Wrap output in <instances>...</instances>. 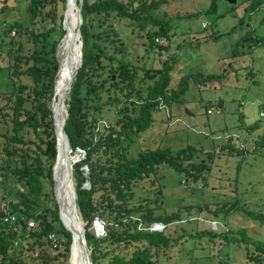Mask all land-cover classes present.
Segmentation results:
<instances>
[{
	"label": "trees",
	"instance_id": "1",
	"mask_svg": "<svg viewBox=\"0 0 264 264\" xmlns=\"http://www.w3.org/2000/svg\"><path fill=\"white\" fill-rule=\"evenodd\" d=\"M165 1L81 0L82 62L79 60L81 66L78 68V64L70 84L63 127L72 152L78 148L84 150V158L72 165V176L92 264H99L107 256V264H158L159 252L171 244L170 225L179 220L180 214L176 211L154 215L149 207L130 205L134 185L144 177L156 176L160 167L192 179L208 170L204 160L194 161L196 149L191 145L175 153L169 148H156L143 150L134 157L129 154L134 139L150 126L152 113L181 100L187 89V78L181 81L179 91L170 90L172 57L163 60L158 69L138 68L104 51L102 43L110 41L109 32L91 31L93 16L102 22L100 18L105 20L114 14L129 20L148 39L147 51L162 54L168 45H158L155 39H169L172 25L152 12ZM0 2V14H3L9 5L7 0ZM216 2L211 0L206 9L189 16L214 14ZM261 2L252 1L247 11L252 12ZM65 4L66 0H29L27 22H0V49L1 44L8 45L5 52L8 62L6 67L0 65V73L5 71L10 81V90L4 85L0 90V211L15 216L12 223L0 220V264H70L71 233L59 218L53 191L52 166L57 151L50 109L58 70L56 50L65 34L62 27ZM46 22L49 27L44 26ZM55 33L57 38H54ZM236 42L237 46L248 44L252 48L264 45V38L248 30ZM102 58L108 60L111 71L103 82L96 84L91 81L92 75L100 69H108L101 64ZM139 70L152 79L146 95L137 86ZM220 78V74H209L199 79L207 82ZM84 83L93 95L102 88L107 92L106 104L116 109L112 123L104 126L93 116L91 109L99 110L100 106L89 105L83 97ZM101 125L103 128L99 130ZM259 128L258 121L244 126L247 135ZM233 138L228 136L220 150L227 154L246 153L244 145L236 146ZM255 143L254 150L262 148L264 153V130ZM31 145L36 147L37 154H32ZM63 149L70 153L65 142ZM73 161L76 160L71 159ZM86 182H89L88 188L83 186ZM204 207L209 209L208 204ZM212 214L216 216V209ZM252 217L264 225V215L253 214ZM96 219L105 223L106 232L102 237H97L91 228ZM30 221L34 222L33 226L28 225ZM154 222H162L163 230H150ZM218 234L223 238L218 239ZM49 236L55 240V245ZM202 236L211 242L232 239L230 229L218 233L210 228L206 234L202 231L192 234L193 238ZM248 244L252 247L244 251V260L248 264H264V240L250 239ZM216 264H228V260L220 258Z\"/></svg>",
	"mask_w": 264,
	"mask_h": 264
},
{
	"label": "rangeland",
	"instance_id": "2",
	"mask_svg": "<svg viewBox=\"0 0 264 264\" xmlns=\"http://www.w3.org/2000/svg\"><path fill=\"white\" fill-rule=\"evenodd\" d=\"M252 1L255 0H236L235 3L217 0L214 14L189 16L206 9L211 0H166L152 12L172 25L165 43L155 40L158 45H168L162 54L147 51L148 39L129 20L114 14L105 20L100 18L102 22L92 17V33L109 32L110 41L102 43L108 55L124 58L132 66L145 69L160 68L162 61L170 56L173 67L169 89L179 91L181 81L187 78V89L181 100L155 110L150 126L140 132L129 148V154L134 157L143 150L169 148L175 153L191 145L196 149L194 161L204 160L208 167L197 179L160 167L156 176L144 177L134 185L130 205L149 207L154 215L176 211L180 214L179 220L170 225L171 244L159 252L158 264H216L220 258H226L228 264H248L243 254L252 247L248 244L250 239L264 240V225L252 217L253 214L264 215V153L262 148L254 150L255 141L264 130L263 119L259 116L264 108V45L250 48L248 44H236L248 30L264 38V0L248 12L246 7ZM7 4L9 9L0 14V22H27L29 0H7ZM44 26L50 24L46 22ZM57 37L55 33L54 38ZM1 45L0 65L6 67L8 45ZM101 64L108 69L94 73L93 83L103 82L111 71L106 58L101 59ZM209 74H220L221 78L207 82L199 79ZM72 75L73 71L64 83H69ZM151 83L152 79L139 70L137 86L143 95ZM3 85L10 90L5 71L0 73V90ZM65 90L66 87L63 101L67 107L69 90L67 93ZM88 91L84 83L83 97L89 105L100 106L99 110L91 109L93 116L104 126L112 123L116 109L106 104L107 92L104 88L94 95ZM219 101L223 103L222 108L217 106ZM254 121L260 123V128L247 135L244 126ZM102 128L101 125L98 129ZM228 136L234 137L236 146L243 144L246 153L221 151ZM31 147L32 154H37L36 147ZM68 155L72 164L71 159L76 160V157ZM205 204L211 210L206 209ZM214 209L216 216L212 214ZM98 222L105 225L96 219L91 228L97 237H102L106 228L97 231ZM210 228L218 233L230 229L232 239L211 242L204 236L192 237L196 232L206 234ZM217 237L223 238L220 234ZM108 260L109 256L99 264H107Z\"/></svg>",
	"mask_w": 264,
	"mask_h": 264
},
{
	"label": "water",
	"instance_id": "3",
	"mask_svg": "<svg viewBox=\"0 0 264 264\" xmlns=\"http://www.w3.org/2000/svg\"><path fill=\"white\" fill-rule=\"evenodd\" d=\"M228 3H235L236 0H226ZM73 8L75 9V13L77 16V21H76V27L75 30L71 33L72 34V42L71 45L72 46H76L77 50H79V56H80V61L82 62V51H81V45H82V40L80 39L81 35H80V20H81V14H80V10H81V0H78L76 2H73ZM67 10V1L65 4V10L63 13H66ZM62 27L65 30V34L64 36H67L68 31H66L65 27H64V20L62 21ZM62 37V38H63ZM61 38V39H62ZM58 47V45H57ZM56 54H57V50H56ZM58 59V57H57ZM81 62L78 66V68L81 66ZM77 68V70H78ZM60 71V62L58 59V70L56 73V76H58ZM77 72V71H76ZM75 78V75L73 77V79ZM73 79L70 80L69 84L67 83L66 86H64V88L66 87L68 90H70V84L73 81ZM56 86H57V77L56 80L54 82V88H53V96L51 98V103H50V109L52 112V120H53V125H54V132H55V137H56V157H55V161L54 164L52 166V177L54 180V187H53V191H54V195H55V200L57 202L58 205V212H59V218L62 222V224L64 225V227L70 231L71 233V243H70V247H69V263L71 264V259H72V248L74 247L75 244L78 243V247H79V256L82 257L83 256V260L81 261L82 264H92L91 259H90V249L87 246L86 240H85V236H84V225L85 223L82 220V217L80 215L77 203H76V187H75V183H74V179L72 176V169L70 168L69 173H65L64 171H61L59 169V160H58V146H59V133H58V125H57V120H56V115H55V109H54V104H60L63 105L64 107V115L62 118V126H61V131L62 134L64 136L65 139V144H66V150L70 153H73L72 156L73 158L76 155L75 159H82L84 158V150L82 149H76L74 152H72V149L69 147V143H68V139L66 136V133L64 131V123H65V119L67 117V107L64 105V101L62 98V94L60 92H57L56 90ZM218 108H222L223 103L222 101H219L217 104ZM69 156V155H68ZM74 160V159H73ZM75 163V162H74ZM73 163V164H74ZM85 172H88L87 167L85 166ZM87 186L84 187H89V182H86ZM67 212V216H72V220L74 224L78 225L79 227L81 226L78 235L75 234V232L70 228V226H68V224H66L65 220H64V214ZM82 223H84V225H81Z\"/></svg>",
	"mask_w": 264,
	"mask_h": 264
},
{
	"label": "bare ground",
	"instance_id": "4",
	"mask_svg": "<svg viewBox=\"0 0 264 264\" xmlns=\"http://www.w3.org/2000/svg\"><path fill=\"white\" fill-rule=\"evenodd\" d=\"M67 1V10L66 13L64 14V27L66 31H68L67 36H64L62 40L60 41L58 47H57V57L60 62V71L57 76V86L56 90L57 92H60L62 94V98L64 99L63 95V90L65 89L64 86H66L67 82L64 83L65 79H67V76L69 73L73 71L72 78L76 74L77 71V66L79 64L80 56H79V50H77L76 46H72V32L75 30L76 27V21H77V16L75 13V9L73 8V2H76L77 0H66ZM65 46V47H64ZM61 49V55L60 58L58 56L59 54V49ZM76 52V54H75ZM72 53H73V59H72ZM72 59V62H71ZM64 84V85H63ZM69 84V83H68ZM68 89L66 88L65 93H67ZM54 109H55V115H56V120H57V125H58V133H59V150H58V160H59V169L61 171H64L65 173H69L70 168L72 169V164L69 163V158L68 154L64 151L63 149V143L65 142L64 136L61 131V126H62V118L64 115V109L61 108L60 104H54ZM79 156V155H76ZM75 156V157H76ZM67 212L64 214V220L68 226L75 232L76 235H78L79 230L81 226L79 227L78 225L74 224L72 220V216H67ZM82 225V224H81ZM78 243L74 245L72 248V259H71V264H82L83 256H79V247Z\"/></svg>",
	"mask_w": 264,
	"mask_h": 264
},
{
	"label": "built area",
	"instance_id": "5",
	"mask_svg": "<svg viewBox=\"0 0 264 264\" xmlns=\"http://www.w3.org/2000/svg\"><path fill=\"white\" fill-rule=\"evenodd\" d=\"M157 42H160V43H165L166 42V39L165 37H161V38H156L155 39ZM162 107H165V106H162ZM209 111V110H208ZM259 116L261 118H264V109L260 110L259 111ZM15 219V216L13 214H10V213H1L0 211V220L3 222V223H12ZM34 222L33 221H30L28 222V225L29 226H33ZM164 228V224L162 222H154L150 225L149 229L152 230V231H161L163 230ZM99 230H103V224H100L98 222V228H97V231ZM49 238H51L52 240V243H54L55 245V240L52 239L51 236H49Z\"/></svg>",
	"mask_w": 264,
	"mask_h": 264
}]
</instances>
